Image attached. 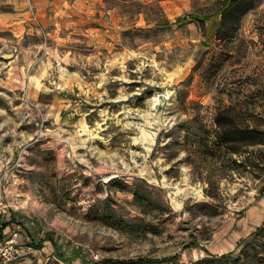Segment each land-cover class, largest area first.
<instances>
[{
	"label": "rangeland",
	"instance_id": "374dc122",
	"mask_svg": "<svg viewBox=\"0 0 264 264\" xmlns=\"http://www.w3.org/2000/svg\"><path fill=\"white\" fill-rule=\"evenodd\" d=\"M229 2L102 0L0 30L12 264H264V144H216L264 138V0L235 31Z\"/></svg>",
	"mask_w": 264,
	"mask_h": 264
},
{
	"label": "crops",
	"instance_id": "0c3cea01",
	"mask_svg": "<svg viewBox=\"0 0 264 264\" xmlns=\"http://www.w3.org/2000/svg\"><path fill=\"white\" fill-rule=\"evenodd\" d=\"M95 2L100 3L102 0H0V30L22 36L33 31L32 25L36 18L51 23L63 11L69 16L77 7L82 11ZM155 2L153 4L158 6L161 4V1Z\"/></svg>",
	"mask_w": 264,
	"mask_h": 264
},
{
	"label": "trees",
	"instance_id": "16d2710c",
	"mask_svg": "<svg viewBox=\"0 0 264 264\" xmlns=\"http://www.w3.org/2000/svg\"><path fill=\"white\" fill-rule=\"evenodd\" d=\"M254 0H230V2L221 10L220 17L221 25H225L226 22L232 21L233 31L238 28L239 21L241 17L248 12L252 7H254ZM232 33H227L228 36H231ZM216 124L219 128L224 127L223 121H221V115H217ZM261 136V135H260ZM216 144L218 148L229 147L230 153H238V150L232 147L234 144H246V145H255V144H264V138L259 137L256 132L251 129H225L221 135H218ZM210 155H213V151L210 150ZM261 190H264V177L262 179ZM258 235H264V221L263 224L255 231ZM216 258V257H211ZM216 260V259H214ZM210 257H203L193 262L192 264H210L212 261Z\"/></svg>",
	"mask_w": 264,
	"mask_h": 264
},
{
	"label": "built area",
	"instance_id": "2783aa9c",
	"mask_svg": "<svg viewBox=\"0 0 264 264\" xmlns=\"http://www.w3.org/2000/svg\"><path fill=\"white\" fill-rule=\"evenodd\" d=\"M6 206L3 196L0 194V214L5 212ZM23 255V248L15 245L12 239L0 243V264H12L16 259Z\"/></svg>",
	"mask_w": 264,
	"mask_h": 264
}]
</instances>
